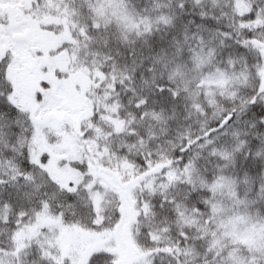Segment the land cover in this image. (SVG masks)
<instances>
[{
  "label": "snow or ice",
  "instance_id": "snow-or-ice-1",
  "mask_svg": "<svg viewBox=\"0 0 264 264\" xmlns=\"http://www.w3.org/2000/svg\"><path fill=\"white\" fill-rule=\"evenodd\" d=\"M0 264H264V0H0Z\"/></svg>",
  "mask_w": 264,
  "mask_h": 264
}]
</instances>
